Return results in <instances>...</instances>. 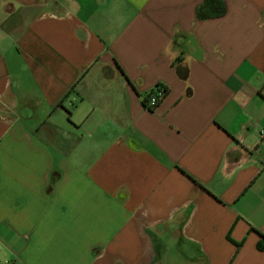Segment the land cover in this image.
Wrapping results in <instances>:
<instances>
[{"label":"crops","instance_id":"0c3cea01","mask_svg":"<svg viewBox=\"0 0 264 264\" xmlns=\"http://www.w3.org/2000/svg\"><path fill=\"white\" fill-rule=\"evenodd\" d=\"M223 1L0 0L3 262L264 264V0Z\"/></svg>","mask_w":264,"mask_h":264},{"label":"rangeland","instance_id":"374dc122","mask_svg":"<svg viewBox=\"0 0 264 264\" xmlns=\"http://www.w3.org/2000/svg\"><path fill=\"white\" fill-rule=\"evenodd\" d=\"M156 245L159 252L158 262L161 264H196V259L194 260L195 256L193 254L187 253V250H184V254L179 253V250H176L179 246L173 244L168 237L156 238ZM180 247L182 248L181 245ZM159 248H162V250L160 251Z\"/></svg>","mask_w":264,"mask_h":264},{"label":"trees","instance_id":"16d2710c","mask_svg":"<svg viewBox=\"0 0 264 264\" xmlns=\"http://www.w3.org/2000/svg\"><path fill=\"white\" fill-rule=\"evenodd\" d=\"M226 14V7L223 0H203L202 4L197 8V19L199 21H206L210 19L221 18ZM157 90L163 93L162 100L168 95L169 89L163 85H158ZM155 89V90H156ZM153 90L150 94L145 97L147 102L151 95L154 94ZM162 102V101H161ZM260 249H264V246H260Z\"/></svg>","mask_w":264,"mask_h":264},{"label":"built area","instance_id":"2783aa9c","mask_svg":"<svg viewBox=\"0 0 264 264\" xmlns=\"http://www.w3.org/2000/svg\"><path fill=\"white\" fill-rule=\"evenodd\" d=\"M162 98H163L162 90L159 91V90L156 89L154 91V94L151 95L150 98L147 101V106L149 107V109L153 110V109L157 108L159 106V104L161 103ZM0 264H7V263L3 262L0 259Z\"/></svg>","mask_w":264,"mask_h":264}]
</instances>
